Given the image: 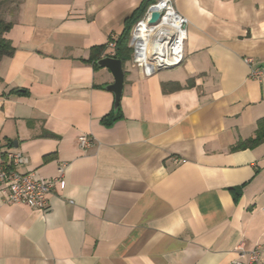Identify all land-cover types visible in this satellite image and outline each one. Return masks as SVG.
I'll list each match as a JSON object with an SVG mask.
<instances>
[{
	"label": "crops",
	"instance_id": "0c3cea01",
	"mask_svg": "<svg viewBox=\"0 0 264 264\" xmlns=\"http://www.w3.org/2000/svg\"><path fill=\"white\" fill-rule=\"evenodd\" d=\"M146 1L6 3L0 166L9 151L43 178L65 165L66 187L45 211L0 206V264H232L241 242L264 264V143L232 151L264 118V73L250 75L264 70V0H173L189 21L184 61L150 77L127 62L107 126L114 77L91 49Z\"/></svg>",
	"mask_w": 264,
	"mask_h": 264
},
{
	"label": "built area",
	"instance_id": "2783aa9c",
	"mask_svg": "<svg viewBox=\"0 0 264 264\" xmlns=\"http://www.w3.org/2000/svg\"><path fill=\"white\" fill-rule=\"evenodd\" d=\"M154 13L160 14L159 23L151 25ZM189 21L175 8L173 0H153L143 17L133 26L130 33V46L133 49L131 66L144 77H150L162 70L171 69L182 64L185 57V44L188 35ZM161 27V30H156ZM149 34L151 48L143 49L138 35ZM143 39V37H142ZM116 40L107 44L113 57ZM246 62L253 65V60ZM264 70L251 68V77L260 80ZM78 145L84 152L93 147V141L87 135L78 138ZM29 159L19 151H9L3 155L0 166V206L4 204L25 205L33 209L45 211L48 195L55 189H65V165L59 168L55 178H43L36 172H21L17 168L28 165ZM262 246L256 245L247 250L241 242L236 248L237 259L232 264H263L261 259Z\"/></svg>",
	"mask_w": 264,
	"mask_h": 264
},
{
	"label": "trees",
	"instance_id": "16d2710c",
	"mask_svg": "<svg viewBox=\"0 0 264 264\" xmlns=\"http://www.w3.org/2000/svg\"><path fill=\"white\" fill-rule=\"evenodd\" d=\"M153 0H147L131 18L126 22L125 29L123 33L116 40V50L113 58L119 59L125 65L130 60L131 50L129 48V39L130 32L133 26L143 17L148 6ZM12 28V24L5 22L3 19H0V61L4 57H11L14 54V48L11 45V42L5 38V34L8 33ZM107 51V45L96 46L91 49V55L88 62L93 63L97 68V62L104 57H107L105 52ZM120 117V108L115 112L113 110L112 115H108L102 119L103 124L110 126L111 123L117 120ZM264 143V118L260 119L257 123V129L255 131V136L250 139L241 140L235 146H233L232 151H241L247 149H254ZM50 157L47 156L45 161Z\"/></svg>",
	"mask_w": 264,
	"mask_h": 264
},
{
	"label": "water",
	"instance_id": "95a60500",
	"mask_svg": "<svg viewBox=\"0 0 264 264\" xmlns=\"http://www.w3.org/2000/svg\"><path fill=\"white\" fill-rule=\"evenodd\" d=\"M159 20H160V14L154 13L150 24L151 25L157 24L159 23ZM97 66L100 69L106 68L110 70L114 77L113 84L108 85L105 89L113 93L115 98L114 111L117 112L123 96L124 82H125V70H124L123 62L119 59L107 56L99 60L97 62Z\"/></svg>",
	"mask_w": 264,
	"mask_h": 264
},
{
	"label": "rangeland",
	"instance_id": "374dc122",
	"mask_svg": "<svg viewBox=\"0 0 264 264\" xmlns=\"http://www.w3.org/2000/svg\"><path fill=\"white\" fill-rule=\"evenodd\" d=\"M9 0H0V18H4L3 17V10L8 6V4H6L7 2H8ZM17 0H12V2H16ZM12 2H11V4H12ZM9 7V6H8ZM12 7V6H11ZM12 8H14V6L12 7ZM131 33V32H130ZM130 39H131V37H130ZM130 39H129V48H130V50H131V53H130V60H129V62H130V65H131V61H132V59H133V49H132V47L130 46Z\"/></svg>",
	"mask_w": 264,
	"mask_h": 264
},
{
	"label": "bare ground",
	"instance_id": "6f19581e",
	"mask_svg": "<svg viewBox=\"0 0 264 264\" xmlns=\"http://www.w3.org/2000/svg\"><path fill=\"white\" fill-rule=\"evenodd\" d=\"M157 31L158 30H161V27H158L156 29ZM139 38H140V45L143 49H146V50H149L151 48V40H149L148 36L149 34H143V35H138ZM143 37V39H142Z\"/></svg>",
	"mask_w": 264,
	"mask_h": 264
}]
</instances>
